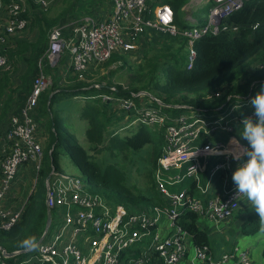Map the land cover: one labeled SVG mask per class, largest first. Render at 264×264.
<instances>
[{
	"label": "built area",
	"instance_id": "built-area-1",
	"mask_svg": "<svg viewBox=\"0 0 264 264\" xmlns=\"http://www.w3.org/2000/svg\"><path fill=\"white\" fill-rule=\"evenodd\" d=\"M27 1H8L7 35L29 26L23 17ZM30 1L47 11L61 0ZM247 1L192 0L188 14L195 6L211 4L207 21L197 24L189 14L187 20L192 26L180 28L173 7L163 0H108L112 11L108 18L88 17L83 23L74 22L69 27L68 36H64L68 27H54L49 34L47 59L53 66L68 51L76 79L85 82L114 54L140 58L144 35L154 30L187 41V68L191 70L197 59L195 44L221 31L238 32L240 27L229 25V19L242 10ZM0 42H5L2 37ZM263 68L259 61H255L247 71L254 73ZM11 69L8 58L0 53V70ZM254 82L255 87L252 86ZM254 82L248 95L237 96L241 99L234 103L229 102L231 97L226 98V103L218 107L211 118L187 105L167 106L160 98L144 91H129L127 97L101 95L104 103L110 104L116 113L125 114L131 124L157 128L164 134L162 155L155 169L158 202L125 205L110 201L101 194L87 192L82 176L61 171L52 159L48 172L43 169L47 138L44 137L43 124L37 120V109L51 80L41 72L23 108L11 115L6 139L0 144V232L11 231L23 219L34 183L25 196L18 179L27 167L33 170L36 180L44 176L46 207L51 213V223L48 231L43 232L42 240L39 239L36 250L9 253L0 246V264H8L9 260L14 264H253L249 253L239 248L217 258L209 246L196 245L182 220L191 212L198 221L225 222L247 200L243 195L237 197L233 182L227 184L238 162L224 153L229 143L222 139H239L242 133L240 121L243 116L253 115L254 110L248 101L261 83ZM93 87L99 89L102 85L94 84ZM111 90L117 92L118 89ZM227 90L221 88L213 95L223 98ZM201 139L204 145L197 147L195 143ZM212 148L217 149V154L206 151ZM52 151L47 153L51 155ZM208 156L222 160L210 169L209 174L211 179L220 175L227 181L221 197L204 205L190 189L171 193L164 186V174L187 166L185 175L175 176L167 185L176 186L187 177L194 178L195 186L207 194L209 189L200 186L203 171L200 159ZM54 212L58 215L56 222ZM198 226L201 228L199 223Z\"/></svg>",
	"mask_w": 264,
	"mask_h": 264
},
{
	"label": "trees",
	"instance_id": "trees-1",
	"mask_svg": "<svg viewBox=\"0 0 264 264\" xmlns=\"http://www.w3.org/2000/svg\"><path fill=\"white\" fill-rule=\"evenodd\" d=\"M85 1L90 2L91 0H74L83 7L90 4ZM187 1L165 0V3L171 4L176 14ZM63 17L64 15L49 19L44 16L41 21L40 39L32 49L33 59L29 61V69L21 80L20 88L13 91V96L16 95L22 107L38 75L37 63L47 48L48 31L58 25ZM176 23L179 24L177 17ZM229 25L240 27L239 31L236 33L221 31L217 35H208L195 44L197 59L191 70L187 68V41L182 37H174L154 30L146 33L145 41L141 43V57L136 58L145 59V64L140 65L136 70L142 86L133 87L132 92H148L160 98L167 106L187 105L202 114L216 113L217 108L226 103V98L231 97L229 102L234 103L237 99H241L237 96L248 95L250 85L254 81L264 82V68L254 73L247 71L255 61H259L264 66V0H248L242 10L231 15ZM256 25H258L257 28H255ZM150 51H154L152 56H150ZM132 57L131 55L114 54L110 61L115 64L124 63V67L134 72L131 64V66L126 65ZM251 61L253 62L250 63ZM9 86L8 76L0 75V98ZM221 88L228 89L223 98L213 95ZM117 89V92H114L110 87L102 86L99 89L93 87L84 90L82 88L74 92V90L57 89V83H54L50 93H44L40 99L37 120L42 123L44 119L47 121L50 136L48 151L53 149L50 157L57 168H59L56 162L57 157L64 150L79 168L87 184L100 188L103 191L101 195L106 199L125 205H152L158 200L157 195L147 197L144 194L134 193L132 188L122 182V179L103 170L84 147L78 142H71L70 137L61 129V118L53 112V107L62 95L79 96L83 93L97 92V95L88 97L89 100L95 101L97 107H86L83 112V118L90 123L88 135L95 137L98 143L107 139L110 147L118 150L122 148L140 152L152 145L154 146L153 157L156 169L164 147V134L157 128L137 126L138 129L134 128L136 131L131 136L118 137L119 130H128L127 132L132 130L129 129V123L125 122L126 115L116 113L111 105L104 103L100 97L106 94L116 97L129 95V92H123L120 86ZM209 96L212 97L209 98ZM43 127L46 132L44 124ZM156 146L157 149H155ZM115 174L118 173L115 172ZM46 221L47 209L35 200L33 194L26 206L22 221L11 231L0 232V246L9 253L24 250L20 247V243L28 237H35L38 242L45 231ZM254 221L255 217H250L242 225L244 234H254L259 231L260 226L255 225ZM198 223V217L191 212H188L182 220V225L193 237L196 245L209 246L212 249L208 231L201 229ZM8 264H14V261L9 260Z\"/></svg>",
	"mask_w": 264,
	"mask_h": 264
},
{
	"label": "rangeland",
	"instance_id": "rangeland-1",
	"mask_svg": "<svg viewBox=\"0 0 264 264\" xmlns=\"http://www.w3.org/2000/svg\"><path fill=\"white\" fill-rule=\"evenodd\" d=\"M97 1L94 0L85 1L86 6H82L81 4L75 3L74 0H61L55 6L51 7L47 11L39 10V12L45 15L49 19H56L59 16H70L76 17L81 12L88 11V13L93 12L97 8ZM192 0H190V3ZM208 6H202V9L199 10L200 13H207L208 17ZM36 9V8H35ZM210 9V8H209ZM193 11V10H192ZM192 11L189 14H192ZM188 11H180L179 12V20L180 25L184 26L183 28H190V21L187 20L186 16ZM207 19V18H206ZM59 25V24H58ZM55 25L54 27H56ZM23 44V43H22ZM29 46L26 44L20 45L18 47L12 48L9 53V59L13 67L16 68L14 71V75L18 73L16 78H12L13 87L20 86V77L23 72L22 69H18V65L22 64L26 66L25 57L22 55L27 52V48ZM158 49V48H155ZM154 51H150V56L153 55ZM68 51H65L63 54H67ZM123 62V61H121ZM251 61L250 63H252ZM66 64L64 59H62L61 63L57 67H50L48 63H44L42 65L39 73L43 72L50 80L51 85L45 94L50 93L51 87L53 88L54 83H57V89H63L68 91H76L77 88L74 85V80L72 79L71 72L66 68H63V65ZM134 72H131L129 68L124 67V63H112L111 61L102 68L101 71H98L93 77V85L101 84L103 87L117 88L121 87L123 92H129L133 90L135 86H142V81L136 75V70L140 65L145 64V59H136L131 58L129 63L126 62L127 66H131ZM122 68V69H121ZM18 69V70H17ZM38 73V75H39ZM36 76V78L38 77ZM135 75V76H134ZM161 81H163V77L160 75ZM35 78V79H36ZM83 88L90 89L89 86L84 85ZM97 92H92L89 94H80L79 96L72 95H62L59 98V102L53 107V112L58 114V117L61 118V129L67 134L71 142H78L82 147L85 148L91 155L92 159L95 160L99 166L103 170H107L110 172V175H116L122 182L125 183L128 187L132 188L134 193L144 194L147 197H154L153 195L158 196L157 189L155 187V166H154V146L150 145L144 148L140 152H132L128 150H124L120 148L113 149L110 147L108 140L106 139L103 142L98 143L95 137H90L88 135V130L90 129V123L85 118H83V112L86 107H97L95 101L89 100L88 97L97 95ZM93 105V106H92ZM133 119V117H132ZM43 120V119H42ZM131 122V121H127ZM42 123V122H41ZM46 128L45 136L47 141L45 140V148L48 151L49 143V133H48V125L47 121L44 119L43 123ZM139 124H129V132L128 130L120 131L118 133V137L125 138L131 136L138 128H136ZM120 127V125H119ZM136 130H135V129ZM151 129V128H150ZM203 140H200L202 142ZM199 145V143H198ZM157 149V146L155 147ZM45 151V160L43 169L48 172V167L51 161L50 155ZM57 165L61 171L65 173H69L76 176H81L82 173L76 164L73 162L72 158L66 153L64 150L60 152V155L57 157ZM118 173V174H115ZM186 174L185 169H172L169 173L164 174V186L171 193H180L185 189H196L194 186V178L193 180L188 179L184 184L174 186L171 188L167 185L168 182H172L171 179L175 178L177 175ZM37 177V176H36ZM34 180V183L31 188V196L34 192L35 200L46 207V186L44 181V176L39 177L38 180ZM83 182L86 183V191L95 194H101L103 191L95 187L93 185L87 184L86 179L84 177ZM35 184V185H34ZM30 196V197H31ZM247 199V198H246ZM245 200L247 206L249 202ZM158 200L156 201V203ZM245 205V206H246ZM54 220H58V215L54 212ZM215 225L217 223L210 221L208 219H200L199 224L202 229H205L209 233V238L211 244L217 239L229 238L232 242V245L235 244L239 247L241 251H247L249 253V258L253 264H264L262 254L259 256V253L264 248V234H261L259 231L254 234H246L242 235L241 231H239L238 227H235L232 231L227 230L226 224ZM222 229H225V233L222 232ZM258 254V255H257Z\"/></svg>",
	"mask_w": 264,
	"mask_h": 264
},
{
	"label": "crops",
	"instance_id": "crops-1",
	"mask_svg": "<svg viewBox=\"0 0 264 264\" xmlns=\"http://www.w3.org/2000/svg\"><path fill=\"white\" fill-rule=\"evenodd\" d=\"M8 1L9 0H0V37H2L5 41L4 43L0 42V53H2L3 55H5L8 58L9 63L12 67L11 70H0V75L1 76L7 75L9 78V82H10V86L6 89L3 97L0 98V144L4 143V141L6 139L5 137H6L7 132H8L11 115L20 112V110L23 108L20 104L21 102L20 101L18 102L16 95H15V97L13 96L14 95L13 91L20 88L21 83H22L21 80L26 75V73L29 69V61L33 59L32 49L40 39V35H41L40 26H42L41 21L43 20V18L45 16L42 14V11H41V13L39 12L40 8L38 6H36L32 1L29 0L26 3L25 12L23 13V17L28 20L29 26H27V28H25L21 31H18L14 34L7 35L5 33V28L8 24V11H7ZM163 1L165 2V0H163ZM167 4H169V3H167ZM169 5H171V4H169ZM190 5H191L190 0H188L180 8L179 12L182 10L188 11V7ZM202 6H208L210 8L211 4H209L207 2L206 5L201 4L199 6L194 7L191 16L194 19L195 23H197V24H205L207 21V19H206L207 13L204 14V13L199 12V10L202 9ZM209 8H208V10H209ZM111 12H112L111 11V5L108 2V0H98L97 1V8L95 10H93V12L88 13V11H84V12H81L76 17H73L72 15H70V16L66 15L60 19L59 25H57V26H64L65 28L68 27V29L64 32V36H68L70 34V30H69L70 28L69 27L74 22H82L83 23L86 20V18H88V17H91V18L95 17L98 20L106 19L111 15ZM179 12L176 13V15H177L176 17L178 18V23H179L177 25L180 28H183L184 26L180 25ZM188 16H189V14H187L186 18ZM191 25H192V23H190V26ZM53 28H51L47 34V48H46L44 54L42 55V57L38 59L37 66H38L39 71L41 70L42 65L44 63H48V65L50 67H57L61 63L62 59H64V62L66 64L63 65V68H66L67 70H69L71 72L72 79L74 80V85H72V86L79 87L76 89V91H78V89H82L84 85H87V86H89V88H92L93 83H94L93 77L95 76V74L98 71H101L102 68L105 67V65H107V63L104 66L100 67L92 76L88 77V81H85V82H81V81H78L76 79V77H75V75L71 69L70 57H69L68 53L62 54L61 59L59 60V62H57V64H55L53 66L50 65L49 61L47 59V53H48V49H49V34ZM22 43L29 46L27 48L28 51L22 55L23 57L27 58V59H25L27 64H26V66L25 65L23 66L22 64H19L17 66L18 69H22L23 72L21 73L22 76L20 77V86L13 87L12 78L15 79L16 76L18 75V73L16 75H14L15 74L14 71L16 70V68L13 67L8 56H9V53L11 52L12 48L23 45ZM83 89L85 90L86 88H83ZM31 91H32V89H31ZM31 91H30V94H31ZM30 94L28 95L27 99L29 98ZM24 104H23V106H24ZM168 113H172V112H168ZM175 113H178V112L176 111ZM213 115H214V113L208 114V117L211 118ZM128 120H127V118H125V122H127ZM128 123L131 124V122H128ZM138 126H140V125H138ZM201 140H203V139H201ZM222 140L229 143L230 139H222ZM198 143H199V145H198ZM195 145L197 147H202L204 145V142L203 141L200 142V140H199L198 142L195 143ZM218 159H220V157L216 158V157H212V156H208V157L200 159L201 164H202V168H203V171L201 172L202 182H201L200 186L203 189H206V190L209 189L208 192H206L207 194L201 193L202 189H199L195 186V181H194V186L196 187V189H194V190L190 189L193 193V196L200 198V200L203 201L204 205H206L208 203V201L211 199H216V198L221 197L222 196L221 193L223 192L225 187H227V184L232 183L231 178L227 183V181L223 180L220 175H215L212 179L210 178V175H209L210 169L213 166H215L216 164L222 163V160H218ZM186 167L187 166L183 167L182 169H186ZM232 173H231V175H232ZM34 179H35V174L30 167H27L25 169L22 177H20L18 179L19 180L18 182L20 184V189L25 194V196H26V193L30 190V187H31L32 183L34 182ZM188 179L193 180V178L187 177L177 185L184 184ZM224 185H225V187H224ZM170 187L174 188V186H170ZM247 202H249V201H247ZM245 205H246V203L244 201L239 206V208H237L235 210L233 216L230 219H228L227 221H225L224 223H222V224H226V226H227L226 228L228 231H232L235 227H238L239 231H241L242 235H246L242 231V225L250 217H255L254 224L259 225V216L255 212V210L252 208V205L250 204V202L248 203V205H250V206H247V205L245 206ZM215 225L218 226L221 224L217 223ZM222 232L225 233V229H222ZM211 247H212L214 254L217 256V258L222 256V254H224V253L232 251L235 248H239L235 244L232 245L231 240L227 237L223 238V239H217V241H214L212 243ZM263 250H264V248H263ZM261 254H262V258H263V252L262 251L259 253V256Z\"/></svg>",
	"mask_w": 264,
	"mask_h": 264
},
{
	"label": "clouds",
	"instance_id": "clouds-1",
	"mask_svg": "<svg viewBox=\"0 0 264 264\" xmlns=\"http://www.w3.org/2000/svg\"><path fill=\"white\" fill-rule=\"evenodd\" d=\"M252 86L255 87V82ZM248 103L254 110L253 115L243 116L239 139L232 137L224 153L238 162L231 176L237 197L243 195L250 202L259 216V232L264 234V82L260 83L259 90ZM206 151L217 154L215 148ZM20 247L26 252L33 251L38 248V243L35 237H28Z\"/></svg>",
	"mask_w": 264,
	"mask_h": 264
},
{
	"label": "water",
	"instance_id": "water-1",
	"mask_svg": "<svg viewBox=\"0 0 264 264\" xmlns=\"http://www.w3.org/2000/svg\"><path fill=\"white\" fill-rule=\"evenodd\" d=\"M50 223H51V213H50L49 209H47V221H46L45 232L48 231V228H49V226H50ZM41 240H42V238L40 239V241H41ZM40 241H38L37 243L39 244ZM25 252H26V251H24V253H25ZM27 252H29V251H27Z\"/></svg>",
	"mask_w": 264,
	"mask_h": 264
}]
</instances>
